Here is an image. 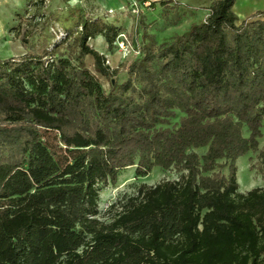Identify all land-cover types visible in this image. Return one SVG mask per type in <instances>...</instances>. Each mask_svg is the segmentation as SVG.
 Instances as JSON below:
<instances>
[{
	"label": "trees",
	"instance_id": "1",
	"mask_svg": "<svg viewBox=\"0 0 264 264\" xmlns=\"http://www.w3.org/2000/svg\"><path fill=\"white\" fill-rule=\"evenodd\" d=\"M236 2L161 42L144 29L123 80L89 43L120 27L84 15L67 55L0 58V264H264V187L237 177L249 151L264 175V19ZM134 165L181 174L102 219L101 189Z\"/></svg>",
	"mask_w": 264,
	"mask_h": 264
},
{
	"label": "rangeland",
	"instance_id": "2",
	"mask_svg": "<svg viewBox=\"0 0 264 264\" xmlns=\"http://www.w3.org/2000/svg\"><path fill=\"white\" fill-rule=\"evenodd\" d=\"M127 1L123 6H119L117 0H0V58L23 53L40 55L56 49L67 55L72 51L69 44L80 30L81 16L84 15L120 27L121 32L112 48L108 47L102 35L91 38L89 43L107 56L108 64L122 68L119 78L123 80L127 77L126 69L123 67L141 55L144 29L155 34L159 42L169 39L187 30L192 22L206 18L210 2L213 0ZM263 6L264 0L251 2L238 0L235 11L238 14L242 13L240 14L242 20L252 18L257 13L256 18L264 19ZM247 10L256 11L247 13ZM86 66L96 72L90 55L86 57ZM98 75L104 87L108 89L109 80ZM182 115L183 112L177 110L170 123L163 125L176 126ZM244 134L249 136L247 128H244ZM46 138L51 143L56 142L51 133H48ZM259 141L262 148L264 123ZM237 166L240 191L261 186L264 179L263 174L258 171L257 151L241 155ZM135 169L136 165L121 170L115 184H109L101 189L99 216L102 219L110 221L113 214L120 210V203L126 201L129 196L137 195L143 184L155 185L165 179H176L181 174L175 169L163 171L155 168L149 174L137 177Z\"/></svg>",
	"mask_w": 264,
	"mask_h": 264
},
{
	"label": "crops",
	"instance_id": "3",
	"mask_svg": "<svg viewBox=\"0 0 264 264\" xmlns=\"http://www.w3.org/2000/svg\"><path fill=\"white\" fill-rule=\"evenodd\" d=\"M118 1V3H119V6H123L124 5V2L125 3H127L128 1L127 0H117ZM238 1V0H237ZM250 2L251 1H256V0H249ZM260 1V0H259ZM261 1H263V0H261ZM211 3H212V1L210 2V5H211ZM209 5V6H210ZM236 6V5H235ZM263 9H264V6H263ZM209 10V12H210V9H208ZM256 10H247L246 12L248 13V12H255ZM238 14V13H237ZM240 14H242V13H240ZM240 14H238L239 15V17L241 18V16H240ZM244 14V13H243ZM209 15V14H208ZM207 17V16H206ZM205 19V18H204ZM241 21H242V19H240ZM259 140H260V138H259ZM237 162H238V160H237ZM129 167H131V166H129ZM128 167V168H129ZM237 177H238V169H237ZM263 179H264V175H263ZM239 182V181H238ZM259 187H264V181H263V183L261 184V186H259ZM239 190H240V188H239ZM246 191H248V190H246ZM246 191H244V192H246Z\"/></svg>",
	"mask_w": 264,
	"mask_h": 264
}]
</instances>
